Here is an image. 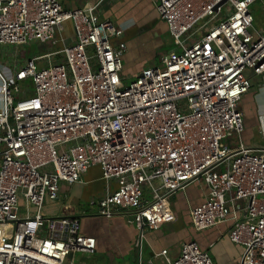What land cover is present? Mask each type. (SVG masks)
<instances>
[{
    "label": "built area",
    "instance_id": "1",
    "mask_svg": "<svg viewBox=\"0 0 264 264\" xmlns=\"http://www.w3.org/2000/svg\"><path fill=\"white\" fill-rule=\"evenodd\" d=\"M258 1L158 0L175 48L124 87V30L96 5L0 0L1 49H53L16 63L9 78L0 72V264L95 254L79 219L42 213L61 184L81 183L95 167L105 193L89 205L108 220L134 216L138 264L148 233L177 221L171 199L200 182L208 195L190 211L194 230L230 224L228 238L244 250L236 264H264V147L243 143L239 108L252 88L246 71L264 75V32H252ZM66 22L74 44L59 38ZM153 258L216 264L196 242L174 260L168 251Z\"/></svg>",
    "mask_w": 264,
    "mask_h": 264
},
{
    "label": "crops",
    "instance_id": "2",
    "mask_svg": "<svg viewBox=\"0 0 264 264\" xmlns=\"http://www.w3.org/2000/svg\"><path fill=\"white\" fill-rule=\"evenodd\" d=\"M60 1L64 10H77L87 5H96L101 19L110 20L124 30L123 40L127 49L123 54V77H137L141 71L157 67V65L148 66L146 62L153 58L154 51L162 43L163 30L168 32L166 23L160 20L156 9L158 0ZM59 38L62 44L75 43L71 22L63 25ZM4 77L9 78L6 74ZM254 78H259L261 81L255 84L256 89L252 87L244 96L239 108L244 115L243 143L251 148H259L264 146L253 140L251 127L254 125L260 127V122L264 126V75ZM101 176L100 168L95 167L83 176L81 183L61 184L60 198L55 202L57 203L55 212H48L47 215L79 219L83 234L94 237L97 241L95 253L108 255L111 264H114L122 254L132 251L137 230L133 224L127 223L125 215L108 220L99 215L96 207L89 205L90 200L100 199L105 193V183ZM207 195V186L200 182L190 185L171 199L177 221L162 227L159 231L148 233L147 245L150 258H153L154 254L168 251L169 258L174 260L178 257L183 244L196 242L203 251L209 253L216 264H236L241 260L243 248L233 244L228 238L230 224H223L204 232H197L192 227L190 211L202 205L207 200ZM156 259L165 262L162 258Z\"/></svg>",
    "mask_w": 264,
    "mask_h": 264
},
{
    "label": "rangeland",
    "instance_id": "3",
    "mask_svg": "<svg viewBox=\"0 0 264 264\" xmlns=\"http://www.w3.org/2000/svg\"><path fill=\"white\" fill-rule=\"evenodd\" d=\"M61 2V1H60ZM251 11L254 17V23H253V29L252 32H260L264 31V0H260L256 2L252 7ZM162 43L156 48L154 51V56L152 59H148L146 64L148 66L151 65H157V67H161V59L163 56L168 55L171 53V51L175 48V42L174 38L171 36L169 32H165L163 30L162 34ZM50 51H53V49H50V46L48 44H41L39 42L31 43L28 46L25 47H14V48H0V72L3 73V75L6 74L7 77H10L7 74L12 75L15 70V64L19 63L24 64L25 62L31 60L33 57L36 56H43L46 53H50ZM5 71V73H4ZM251 70L246 71L247 77L252 82L254 89L256 83L260 82L261 80L259 78H254ZM1 76V74H0ZM136 77H123V85L124 87H130ZM31 90H34L33 85H30ZM21 97L17 96L16 100H19ZM251 131L253 134V140L257 142V144L264 146V126L262 122H260V127L257 125H254L251 127ZM231 139L236 137L235 134L231 133L229 136ZM56 204L54 202H51L49 200L46 201L45 206L43 208V215L46 218L48 217V212H53L56 208ZM76 204V202H74ZM21 207L23 208L24 205L21 204ZM90 207V206H89ZM31 210L35 212L36 210L31 207ZM55 212V211H54ZM125 218L127 223L130 225L135 226V219L134 216L131 214H125ZM134 242V241H133ZM147 240L144 242L143 245V261L144 264H148L151 259L156 264H165V262H160V260L150 258L148 256L149 254V248L147 245ZM138 258H139V249L135 247V244L132 243V251L127 254H122L121 257L116 259L114 264H138ZM111 258L108 255H100V254H85V253H76L73 257V264H111Z\"/></svg>",
    "mask_w": 264,
    "mask_h": 264
}]
</instances>
